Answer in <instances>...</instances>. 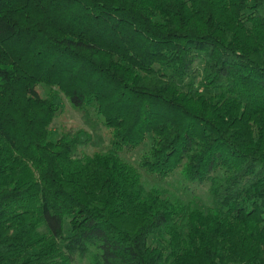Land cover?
<instances>
[{"label":"trees","instance_id":"trees-1","mask_svg":"<svg viewBox=\"0 0 264 264\" xmlns=\"http://www.w3.org/2000/svg\"><path fill=\"white\" fill-rule=\"evenodd\" d=\"M58 91L107 152L54 137ZM148 136L208 212L145 189ZM83 262L264 264V0H0V264Z\"/></svg>","mask_w":264,"mask_h":264},{"label":"rangeland","instance_id":"rangeland-1","mask_svg":"<svg viewBox=\"0 0 264 264\" xmlns=\"http://www.w3.org/2000/svg\"><path fill=\"white\" fill-rule=\"evenodd\" d=\"M197 67H199V63H197ZM38 92L43 98H46L50 89L41 85L38 86ZM54 102L59 105V111L51 124V132L55 138L60 136L62 130L72 131V133L85 132L86 145L80 148V157H89L96 152L109 150L112 131L105 126L104 119L98 113L96 105L88 106L86 112L75 110L60 92ZM150 143L151 137L148 136L140 148L132 152L121 153L124 160L139 170L145 189L149 191L152 188H158L166 198L181 199L204 212H208L213 207L212 198L208 191L209 184L200 185L190 182L182 176L180 170H176L167 176H161L149 174L140 166L142 154L149 149ZM81 264H85V262Z\"/></svg>","mask_w":264,"mask_h":264}]
</instances>
